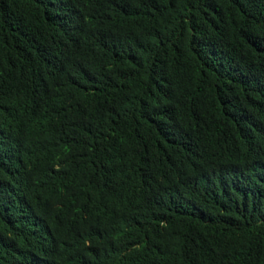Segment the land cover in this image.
Here are the masks:
<instances>
[{"label":"trees","instance_id":"16d2710c","mask_svg":"<svg viewBox=\"0 0 264 264\" xmlns=\"http://www.w3.org/2000/svg\"><path fill=\"white\" fill-rule=\"evenodd\" d=\"M0 264H264V0H0Z\"/></svg>","mask_w":264,"mask_h":264}]
</instances>
